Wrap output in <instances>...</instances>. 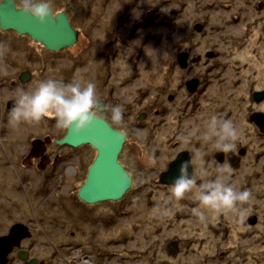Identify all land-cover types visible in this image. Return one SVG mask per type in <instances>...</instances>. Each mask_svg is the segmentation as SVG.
Instances as JSON below:
<instances>
[{"label": "rangeland", "instance_id": "1", "mask_svg": "<svg viewBox=\"0 0 264 264\" xmlns=\"http://www.w3.org/2000/svg\"><path fill=\"white\" fill-rule=\"evenodd\" d=\"M149 1L141 3L146 5ZM162 1L150 2L149 7L159 8L158 15L146 28H138L133 21L142 11L133 7L130 0H51L53 12L65 11L73 27L80 31L78 43L56 52L29 37L23 38L12 53L19 60L18 71L27 68L33 78L28 87L19 82L17 88L5 89L6 101L16 98L21 88L33 90L50 78L64 83L80 78L94 82L97 95L109 93L116 99V103L109 102L110 107L120 105L128 114L119 125L106 118L114 128L127 134L119 160L135 178L125 198L94 206L106 215L113 210L107 229L100 228L103 220L95 222L90 214L86 217L85 211L75 204V197L60 193L68 192L71 185L65 182L57 187L66 164L55 165L57 145L53 139L65 131L56 128L55 119L46 118L33 125L22 123L12 129L9 118H1L0 211L8 214L4 220L0 217V222L9 220L8 230L19 228L42 234L32 237L36 240L34 253L43 258L47 253L44 236L49 241L54 234H72L81 227L82 239H114L109 250L117 255L108 261L110 264H264V135H258L252 121L245 117L248 109L264 111V103L256 105L251 100L252 90L264 88V0L229 1L232 7L212 8L199 7L195 0H179L186 4L181 7L176 3L160 5ZM205 18L208 25L203 34L200 25L191 31L196 20ZM168 20L174 25L164 22L160 26L161 21ZM6 34L10 40H17L11 30L3 32ZM180 49L195 54L216 51L220 57L215 64L203 58L190 72L170 74L167 68L173 57L171 52ZM6 51L3 47L0 56ZM26 51L32 52V61L27 54L23 58ZM1 64L5 66L0 61ZM208 65L219 69L209 72ZM7 66L12 67L9 63ZM192 75L207 77L203 95L199 102L195 99L200 105L195 115L186 118L167 104L171 111L165 118L159 116L157 90L165 87L167 93L173 92L181 77ZM177 94L181 99L180 91ZM224 109L237 115L221 118L231 120L238 128L235 152L225 155L197 136H192L187 144L181 142L179 138L188 136L193 129L203 131L205 122L214 115H223L224 111L219 110ZM177 113L179 118H175ZM108 114L111 116V111ZM206 114L210 117L206 118ZM201 115L204 117L199 118ZM80 150L74 151L76 161L69 163L78 161ZM82 150L87 157L91 153L90 162L95 160L94 147L85 145ZM181 150L202 153L206 179H214L221 166L231 168L228 182L239 191L251 192L250 201L243 206L248 209L243 222L231 214L215 219L209 215L200 221L192 214L197 205L191 193L179 204L168 199L172 184L162 183L159 172ZM13 220L15 225L10 224Z\"/></svg>", "mask_w": 264, "mask_h": 264}, {"label": "flooded vegetation", "instance_id": "2", "mask_svg": "<svg viewBox=\"0 0 264 264\" xmlns=\"http://www.w3.org/2000/svg\"><path fill=\"white\" fill-rule=\"evenodd\" d=\"M2 1L3 0H0V2H2ZM14 1L16 3L17 7H19L21 1L20 0H14ZM141 1L142 0H130V4H132L133 7H138L142 11L141 15H140L141 17L139 16L138 19L133 21V24L136 23L138 28H140V27L146 28L148 26L147 24L149 22H151V19L155 20L156 16L158 15L159 8L156 5L149 7L150 2L152 0H150L148 2V4H146V5H142ZM195 1L199 2V4H198L199 7L203 6L206 8H212L214 6L215 7H217V6L221 7L222 5L224 7L225 6L232 7V4H229V1L232 3H236V0H195ZM172 3H176V5L179 7L186 6V4L184 5L183 2H181L179 0H163L160 3V5L161 4L170 5ZM195 5H197V4L195 3ZM178 11H180V10H178ZM175 13H177V12H175ZM69 20H70V17H69ZM164 22H165V24H167L169 26L174 25L172 21L168 20L167 21L168 23L166 21H161L162 24L160 23V26H162L164 24ZM151 25H153V23ZM195 25H197V26L200 25V33L202 32V34H203L204 28L207 27V25H208L207 18H205L203 20H200V19L196 20L192 24V26H190L191 31L193 29L198 30L197 27H195ZM3 32H5V31L2 30L0 27V51L3 47L5 49L7 48V51L2 52V55L0 56V61L5 64V66L3 64H1V66H0V120H1V118H9V113L15 104V98L14 97L9 98L8 101L5 100L4 90L5 89H7V90L12 89L13 90L14 88H17L19 85V82L22 85H27V87H28V84L30 82L29 80H31L33 78V75L31 76V74L27 72L28 71L27 68L23 69L22 71H18V69L20 68L19 60L16 59L15 54L12 55V53L15 52L16 49H18L20 42H23L22 39L23 38H29L30 36L19 35V33H17L16 31L11 30V32H13V35L16 37L17 40H10L9 35L6 34V36H5V35H3ZM78 32H79V36H78V41H79L80 40V31L78 30ZM152 38H153V36H151V39ZM167 38L171 41L173 40L172 38H170V36H168ZM30 39H32V38L30 37ZM78 41H77V43H78ZM179 41H180V39H179ZM73 47H68V48H64V49H70ZM47 50H49V49H47ZM23 53H24L23 58L27 54V59L32 61V59H31V56H32L31 53L32 52L31 51H26V53L25 52H23ZM209 53H213L214 55L212 57H210V56H208ZM183 54L188 55L186 67L181 66V63L179 61V56H181ZM172 55H173V57H171V59H170V65H168V68H167V70L171 71L170 74H172V73L176 74L180 70L183 72H190L195 67V65H198L199 63H201L203 58H204V61L209 59L211 62H213V63H211V65L215 64L214 61L218 57H220L219 52H216V51H207L204 54H202V53L195 54V53L190 52L188 49H180V50H176L175 52L172 51L171 56ZM8 63L12 67L7 66ZM217 68L218 67H216V66H209V65L206 66V70H208L209 72H212L213 70H215ZM192 80L198 81L194 90H190L189 85H188L189 82ZM206 84H207V77H205V75L204 76H193L192 75L189 77H181L178 85L176 86V89H174L173 92L167 93L165 87L159 88L157 90V97L155 100L156 101L155 103L158 107L159 116H161L162 118H165L167 116V112L171 111L169 109V106L167 107L166 105L172 104V106H174L173 108H175V110L178 111L179 113L184 114V116L186 118L193 117L196 113V110L200 106L196 103L197 101H195V99L198 100L200 98V96L203 95ZM169 89H170V87H169ZM178 91H180V93H181V96H182L181 99L178 98V94H177ZM259 91H264V88L260 89V90H252V94H251V100L254 101V104H256V105L264 103V98H262L260 100L255 99L254 94H255V92H259ZM250 92H251V90H250ZM103 95L102 96H99V94L97 95L98 100L100 102L99 105L103 107L102 110L97 109L99 118H104V119L111 118V116L108 114V111H110V109H111L109 102L116 103V99L113 96H110L109 93L107 95L106 94H103ZM109 97L111 98V100L109 99ZM198 102H199V100H198ZM166 107H167L168 111L165 110ZM187 107H188V109H187ZM236 110L237 109H235V111ZM219 111H224L223 115L218 116L219 118H236L237 117V115L233 116L234 115L233 110L224 109V110H219ZM256 112L264 113V111L261 109H257V110L248 109L245 117L249 118V120L252 121V124L254 125V127L257 128L258 135L261 136V135H264V122L261 125L263 127L262 128V127H260L259 123H257L253 119V114ZM179 113H177V116H176V114L173 115V117L176 116L175 118H179L178 117V116H180V115H178ZM143 115L145 116L146 114H143ZM144 116H140V118H143ZM205 116H206V118L210 117L208 114H206ZM123 117L128 118V114L123 113ZM200 117L203 118L204 115L199 116V118ZM262 118H264V116ZM67 132H68V130H65L61 134L56 135V138L53 139L55 141V144L57 145V149H56L57 154H56V159H55L57 163H55V165H58L61 163L66 164L63 172L59 176L60 179H57V183L59 184L57 187H59L61 185L63 186L66 183L68 185H71L70 186L71 189H69L68 192L64 193V192L60 191V193L66 194L67 197H72V196H73V198L75 197L74 198L76 200L75 204L79 208H81L82 210L85 211V216L87 217L88 214H90L92 217V220L95 222H98L99 220L100 221L103 220L104 226L100 227V228L107 229L106 225H110L112 223L111 218H113V216H114L113 210L109 211L108 212L109 214L106 215L104 212L100 213L99 211H97L94 208V206L96 204L101 203V202H116V201L108 200V201H99V202H95V203H89L80 197L79 192L86 182L88 172H89V168L91 167L93 161L90 162V160L92 158L91 153H88L89 154L88 157H87V154H83L82 147H84L85 145L72 146L70 144H60L59 143V140H57V139H60V140L63 139L66 136ZM125 136H126V141H127V134L126 133H125ZM190 139H192V138H190ZM56 140H57V142H56ZM126 141H125V143H126ZM3 143L4 142H2L1 144H3ZM86 145L91 146L89 144H86ZM64 148H68V151H66V152L62 151V149H64ZM79 148L81 149L80 150L81 156L78 157V161L75 163H69L71 160L76 161L75 156H77V154H75L74 151L78 150ZM184 151H187L189 153L190 159L193 157V155L195 153L194 150H181V151H179L176 154V156L168 163L165 170H161L159 172V176H158L159 178L158 179H160V175L168 169L169 164L172 161H174L180 153H182ZM87 152L88 151H86V153ZM88 158H90V160H88ZM69 166L71 168H69L68 171L66 172L67 167H69ZM124 167L128 171V173L130 174V176L132 177V186H133L135 183V178L131 175L130 170H128L126 166H124ZM63 174L66 178L63 177ZM57 175H56V178H57ZM69 176H71V179H69ZM132 186H131V188H132ZM131 188L128 190V192L131 191ZM125 196L123 198H125ZM123 198H121V199H123ZM121 199H119V200H121ZM119 200H117V201H119ZM55 207L57 208L56 205H55ZM94 213H96V215ZM7 214L8 213L5 211H0V217L1 218H3V216H6ZM6 217H4L3 220ZM6 223H9V220L8 221L5 220L4 223L0 222V264H110L108 261H110L114 256L117 255L115 252L109 250L110 246L114 245V243H115L113 238H107V237L105 238L104 237L100 241L97 239L99 237H92L91 239L89 237H87L86 239H82V234H84L83 233L84 230L80 229L81 227H78L77 230L75 229L72 231V234H70V233L57 234V235L54 234L50 237L49 241L44 236L43 238L45 239V242L47 245L46 246L47 253H46L45 257L43 258V257L39 256L38 254L34 253V247L36 245V240L32 237V236H34L36 234H40V233H38L36 231L30 232L28 230H22L19 228L18 229L14 228L12 230H8L9 227L6 226ZM16 223L17 222H15L14 220L12 221V223L10 222L11 225H15ZM31 224H33V222ZM97 229H99V228H97ZM103 229H101V230H103ZM101 230L99 229V232H102ZM10 231H12V234H10ZM75 232H76V234H75ZM93 234L96 235L97 232H93ZM40 236H43V235L40 234ZM69 238H76L77 241L73 242L75 239H69ZM54 240H56L58 244L55 242H54V244H52V241H54ZM87 247L89 249H87ZM74 250H75V252H74Z\"/></svg>", "mask_w": 264, "mask_h": 264}, {"label": "clouds", "instance_id": "3", "mask_svg": "<svg viewBox=\"0 0 264 264\" xmlns=\"http://www.w3.org/2000/svg\"><path fill=\"white\" fill-rule=\"evenodd\" d=\"M19 8L41 24H46L51 16L52 4L51 0H21ZM99 104L94 82L74 78L72 82L64 83L50 78L39 82L33 90L18 91L9 113V127L16 129L22 123L33 125L52 118L57 129L79 135L88 131L99 119ZM110 111L112 123L121 124L124 119L122 107L116 105ZM192 136H197L204 143H211L217 151L227 155L235 152L240 133L231 120L214 115L205 122L203 131L193 129L188 136L179 139L187 144ZM189 167L193 169L191 175ZM207 176L203 155L197 150L190 161L180 165L179 175L170 187L168 199L179 204L191 193L197 205L192 209V214L200 221H205L209 215L215 219L231 214L243 222L248 211L243 206L250 201L251 192L239 191L228 182L231 168L227 165L216 169L214 179H206Z\"/></svg>", "mask_w": 264, "mask_h": 264}, {"label": "water", "instance_id": "4", "mask_svg": "<svg viewBox=\"0 0 264 264\" xmlns=\"http://www.w3.org/2000/svg\"><path fill=\"white\" fill-rule=\"evenodd\" d=\"M0 27L2 30H13L21 35H28L33 40L43 44L51 51H60L73 47L77 41L79 32L69 20L65 11L54 13L46 24H41L30 14H26L17 7L14 0L0 2ZM214 54L209 53L212 57ZM187 54L179 56L181 66H187ZM197 80L189 82L190 90H194ZM255 99L264 98V91L255 92ZM99 105L97 109L102 110ZM264 113H254L253 119L261 126L264 122ZM126 136L123 131L114 128L106 119L99 118L93 126L79 135L72 134L69 130L66 136L59 140L60 144L81 146L89 144L97 150V156L89 168L85 184L81 188L80 197L89 202L114 200L124 197L132 186V177L119 160ZM190 161L189 153L182 152L169 164L168 169L160 175V181L173 184L179 175L180 165ZM191 175L193 169L189 167Z\"/></svg>", "mask_w": 264, "mask_h": 264}, {"label": "bare ground", "instance_id": "5", "mask_svg": "<svg viewBox=\"0 0 264 264\" xmlns=\"http://www.w3.org/2000/svg\"><path fill=\"white\" fill-rule=\"evenodd\" d=\"M69 179H71V176H69Z\"/></svg>", "mask_w": 264, "mask_h": 264}]
</instances>
